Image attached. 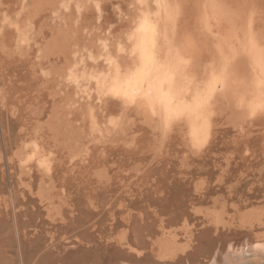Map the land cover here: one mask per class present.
<instances>
[{
  "label": "bare ground",
  "instance_id": "obj_1",
  "mask_svg": "<svg viewBox=\"0 0 264 264\" xmlns=\"http://www.w3.org/2000/svg\"><path fill=\"white\" fill-rule=\"evenodd\" d=\"M77 4L80 5L79 8H77ZM158 4L167 6V0H130L129 14L127 13L130 19H128L126 31L120 38L113 41L108 37H97L93 46L70 44L67 50L66 67L60 73H57L52 66L38 67L41 80L46 82L53 78L54 90L59 96L63 92L71 94L72 99L65 106L67 118L73 115V111H83L81 123L77 124L76 121L73 128L67 129L70 142H72L69 150L70 156L67 157L68 163L71 165L72 162L77 161L79 164H87L86 161L88 162L94 149L97 148L100 151L109 145L119 144L127 151H135L139 139L130 136V133L133 126L139 122L151 133L153 139H151V143L157 156H160L167 148L170 149V146L177 145V149H181L180 168H183L189 161L187 159L205 165V167H208L209 164L217 166L220 162L219 158L209 157L210 155L206 154L216 149H213L216 128L220 123H223L221 125L226 127L223 129L229 128L231 133L237 135L235 136L237 140L231 141L232 144L241 147L239 154L236 153L233 156L229 153L230 156L223 159L224 163L222 164V160L220 163L225 168L231 166L232 163L237 164L238 161H246L247 165L250 144L248 142L244 144L242 140L248 138L252 131L258 134L260 151L264 154V105L247 99L250 92L258 91L261 84H264V82L258 83L259 73L254 68L251 56L252 50L264 47V33L257 35L247 25L245 33L235 43H228L211 32L210 25L206 23L203 26L204 31L199 34L201 38L191 39L188 36L185 38L178 31L175 12H169L166 7L160 11L158 17L151 15L157 12ZM90 5L96 23H98L100 15H102L100 14V3L98 0H93ZM26 7L25 1L19 0L18 7L13 14H3L0 17V36L7 29L10 30L13 27L11 34L15 52L25 55L30 52L34 36L33 21L19 19L27 10ZM85 7L86 4L81 0H54V6L49 12V17L55 25L54 29L67 34L66 30L69 27L70 30L72 29L73 35ZM115 11L117 17L120 18L121 11L118 8ZM187 44L192 47L189 49ZM101 84L103 85L102 90H100ZM238 102L239 107L237 106ZM109 108H114V110L111 111ZM162 120L165 127H162ZM190 125L195 128L191 138L189 135ZM37 134L34 131L33 135L28 136L29 138L21 140L20 153L15 160L14 167L23 177L30 179L34 173L40 179L38 182H41L38 191L40 201L44 203L42 199L50 196L49 201L53 202V205L50 202V206L55 212L51 216L57 215L58 217L60 216L59 209L63 206V204L61 206L62 199H59L60 202H58L55 197L53 198L51 189H57L55 186L53 187V174L60 157L58 159V151H54L53 147L47 143L48 141L46 142L47 139L45 140ZM127 137L129 138L126 139ZM246 140L248 141V139ZM139 146H141V142ZM62 151L64 150L62 149ZM102 151L104 150L102 149ZM141 153L140 155H144ZM32 156H35V159H30ZM258 156L260 157V153ZM96 157H98L97 154ZM102 157L98 162L102 161ZM111 157L113 156L109 158L111 159ZM44 158H47L50 169L41 166V161ZM262 161L264 162V160ZM84 164L82 168H85ZM127 164H129V158ZM258 164L255 165H262ZM166 165L167 163L162 166L166 167ZM246 165H244L246 169H249V164L248 167ZM251 165L252 163H250V167ZM96 166L98 165L96 164ZM205 167L204 172H200L201 174L191 172V175L201 178L197 182L194 181L193 185H191L193 182L190 181L193 180V176L188 172L190 176L185 174L184 170L174 172L173 169L172 172L166 169L163 172H150L146 177L149 180L146 181L144 198L137 204L131 205L135 211L137 210L136 214L134 216L128 214L124 230L120 237L112 243L104 245L102 240H97L96 237H92V234L82 231L78 236L79 239H74V236L69 237L58 245L54 249L55 251L42 254L39 258L36 253L33 255L31 251L24 253L23 264H32L36 258L35 264H212V262L214 264H264V236L258 238L252 236L253 239L250 236L252 232H247L243 241L229 245L230 241L227 242L226 239L234 232L232 228L234 224L233 218L230 217L229 220L226 218L229 214L228 210L220 207L208 210L197 209V207L207 204V199L210 196L207 193L208 184H223V182L225 184L234 177L233 174H229L230 172L227 173L229 169L224 167L218 166L214 168L215 171ZM139 168L141 167L139 166ZM200 168L202 169L201 166ZM257 168L256 170L259 169ZM109 169L107 168V170ZM72 170L74 171V169ZM103 170L105 172V168ZM109 171L107 172L109 173ZM104 172H94L93 183L105 185L108 182V174ZM139 172L142 171L139 170L138 175ZM250 172H247L248 175ZM59 173L57 174L60 175ZM73 174L72 178L75 177ZM84 174L87 177V172ZM134 175L136 177V174ZM248 175L246 177H249ZM90 177L91 174L85 179L92 180ZM81 179L84 178L81 176ZM140 183L143 184V182ZM58 187H60V197H62L67 191L63 189V185ZM223 191L225 192L226 189ZM66 196L69 198V195ZM66 200L68 201V199ZM140 203H144V206ZM121 208L124 209L123 205ZM51 209L49 210L52 211ZM190 210H193L195 215L198 214L201 222L205 224V229L197 235H194V231L190 230L191 224L186 217ZM160 215L167 217L166 223L159 218ZM263 216V209H257L250 213V219L247 222L251 226L249 231L253 229L264 231ZM85 217L87 220L88 215L86 214ZM19 218L16 216L15 228L22 229L27 224H20ZM48 219L57 221L53 217ZM75 222L77 223L75 226H77L83 222V219H76ZM45 239L47 240V238Z\"/></svg>",
  "mask_w": 264,
  "mask_h": 264
},
{
  "label": "rangeland",
  "instance_id": "obj_2",
  "mask_svg": "<svg viewBox=\"0 0 264 264\" xmlns=\"http://www.w3.org/2000/svg\"><path fill=\"white\" fill-rule=\"evenodd\" d=\"M18 1L19 0H0V17L3 14H13L18 7ZM24 1L27 10L24 11L19 19L23 21L28 19L34 23V36L30 45V52L27 54L28 56L15 52L11 34L13 27L10 30L7 29L5 33L0 36V264H23L24 253L30 251L32 254L36 253L39 258L42 254L55 251L54 249L69 237L74 236V239H79L78 236L82 231L92 234L93 238L96 237L97 240H102L104 245H108L120 237L121 232L125 228L124 226L126 225L128 214L132 216L136 214L137 210L135 211L131 205L137 204L144 198L146 194V181L149 180V178L147 180L146 177L150 172H163L166 169L172 171L174 169V172L184 170L183 172L185 174L189 173L191 175V172H194L193 174H195V172L198 174L205 170V165L191 162L190 159H187L189 161H186L187 163H185L183 168H180L182 161L181 149H177V145H174V147L170 146V149L167 148L160 156H157L154 153L151 143L153 140L151 133L141 126L139 122L133 126L130 133L131 135L129 134L130 136H135L137 140L141 139L140 141L138 140V147L137 149L135 147V151H127L123 147L122 149L119 144L109 145L102 148L104 151H102V149H100V151L97 148L94 149L90 154L88 162L86 161L87 164H79L77 161H74L70 165L67 160L70 156L69 150L71 149L72 142H70L71 140L69 139V132H67V129L69 127L73 128L76 121L77 124L81 123L83 111H73V115L67 118L65 106L70 103L72 99L71 94L63 92L61 96H59L54 90L53 78H50L52 80L49 79V81L46 82L41 80L38 67L52 66L57 73H60L66 67L67 50L70 44L93 46L97 37H108L113 41L120 38L126 31L128 19H130L128 17L130 0H98L101 7L100 14H102L100 15V21L98 23H96L90 5L93 0H81L86 4V7L82 10L80 21L75 27L73 35L71 33L72 29L70 30L69 27H67L68 30H66L67 34H64L62 31L58 32L54 29L55 25L49 17V12L54 6V0ZM117 8L121 11L120 18L116 15L115 9ZM167 8L169 12L176 13L178 31L181 35L185 36V38H187V36L191 39L201 38L199 34L204 31L203 26L206 23L210 25L211 32L218 35V37L220 36L219 38L228 43H235L245 33L247 25H249L250 30L257 35L264 33V0H167ZM187 47L190 49L192 46L187 44ZM109 109H111V111L114 110V108ZM221 124L223 123H220L216 128L217 133L213 141L215 142L213 143V149H216L210 151L209 154L206 155H210L209 157H218L220 162L222 160L223 164V159L225 157L228 158L230 154L233 156H235L236 153L239 154V148L241 146L238 147V145L232 144L233 141L237 140L235 137L237 135L233 134V132L231 133L228 130L229 128L223 129L226 127ZM34 131L38 133V136L43 137L45 140L47 139L46 142L48 141L47 143L53 147L54 151H58L57 157L61 159L57 160L58 163L55 173L61 172L62 174H53V179L55 181H53L55 184H53V187L55 186L57 189H51L53 198L55 197L58 202H60L59 199H62L61 206L62 204L63 206L59 209L60 216L58 217L57 215L51 216V214L54 215L53 213L55 212L50 206V202L51 204L53 203L49 201L50 196H46L42 199L44 203L40 201V195L38 194L41 185V182L38 183L40 179H38L34 173H32L30 179L25 176L23 177L17 171L16 167H14L15 160L20 153L19 145L22 143L21 140H25L28 136L30 137L33 135ZM221 133H223V135H221ZM255 133L254 131L249 133V137L246 138L248 141L246 139L242 140L244 144L247 142L250 144V155L248 156V160L249 162L252 160L250 163H252V165L254 164L253 166L251 165L254 171L250 167L249 162L247 163V165L249 164V169H246L244 166L246 165V161H238L237 164L232 163L228 168L222 166L220 162H218L217 166L216 164L215 166L214 164H209L208 167L206 166L208 169L212 168L213 171H215L216 169L214 168L218 166L224 167L227 170L229 169L227 173L230 172L229 174H233L234 176L231 178L232 180L227 181L225 184L224 182L223 184H208L207 188H209V190L207 189V193L210 194V196L207 199V204H209H203L197 207L198 210L215 209L218 207L228 210L229 214L226 218H228V220L233 218L234 224V226H232L234 232L228 235V239H226L227 242L230 241L229 245L238 244L243 241L242 239H245V233L247 232H252V235H250L251 238L264 236L263 230L260 232V230L250 229L251 231H249V227L251 226L247 224L251 212L257 209H263L264 213V181H262L264 180V175H262L264 174V162L262 161L264 160V154L260 151L258 134ZM149 135L150 137H148ZM225 135L228 136L226 137ZM149 140L150 142H148ZM140 142L141 146H139ZM146 143L149 144L147 145ZM60 146L61 148H59ZM145 146H147V148H144ZM62 149L64 151H62ZM226 150L228 151L226 152ZM140 152L145 156L140 155ZM258 152L260 153L261 159L259 156L257 157V155H259ZM106 153L109 155L107 154L105 157L104 154ZM210 153L213 154L211 155ZM96 154L98 157H96ZM217 154L222 157H219ZM107 156L113 157L110 159ZM101 157L102 161L98 162L101 160ZM128 158L129 164H127ZM132 159L135 160L133 161ZM150 161L152 162L150 163ZM165 162L167 163V168L164 167L166 164ZM172 162L173 166L171 165ZM256 162H260L263 166ZM88 163L90 166L93 163L91 168H88L90 167ZM83 164L86 165L85 168H82L84 167ZM96 164L98 166H96ZM175 165L178 166L176 167ZM59 166L60 169H58ZM139 166L141 168H139ZM209 166L211 167L209 168ZM103 167L105 168V172L110 170L109 173L107 172L108 182L105 185H96L93 183L94 179L92 175L94 172H104ZM236 167L239 169L237 170ZM240 167L242 171H240ZM256 167H260V170L258 168V170H256ZM93 168H96V171ZM107 168L110 169L107 170ZM159 168L160 170H158ZM250 168L252 172H250ZM64 169L68 172L66 173ZM72 169H74V171ZM78 169L82 172L80 170L78 171ZM138 169L142 171L139 172L140 174L142 173L141 177L140 174L138 175ZM83 170L87 172V177L91 174L90 178H92V180L89 178L86 180L87 177L84 176L85 172ZM135 171L137 172L135 173ZM248 171L250 172L249 175L247 173ZM68 173H71L70 176ZM72 174L78 180L75 177L72 178ZM134 174H136V177ZM246 175L249 177H246ZM81 176L84 179H81ZM133 176L136 178V181ZM139 177H144L145 179L143 178L141 180ZM252 178H254V181H252ZM199 179L201 178L195 177L194 175L193 180H190L193 182L191 185ZM79 180L80 182L78 183ZM76 181L77 183H75ZM137 181L138 183H136ZM140 182H143L144 185ZM81 183L83 186H81ZM58 184L63 185V189L71 194H67L66 192L63 195L64 197H60V187H58ZM139 184L142 185L140 186ZM67 187L68 189H66ZM219 188L220 192L218 190ZM225 189L226 191L224 192L223 190ZM66 195H69V198H67ZM97 195L101 196L98 197ZM95 196H97V198H95ZM66 199H68V201ZM65 202H67V204H65ZM214 203H216V206H214ZM122 205L124 209L121 208ZM140 205L144 206V203H140ZM86 214L88 215L87 220L85 217ZM16 216L21 218H19L20 224H27L24 228H15ZM49 217H53L57 221H50L48 219ZM186 217L191 224L190 230L194 231V235L199 234V232L205 229V224L201 222L198 214H194L193 210H190ZM80 218L83 219V222L75 226L77 224L75 222L76 219L78 220ZM159 218L165 222L167 217L160 215ZM262 219L264 222V216ZM45 238H47V240ZM31 241L33 242L31 243ZM112 252L110 253L112 254ZM36 261L37 258L32 264H35Z\"/></svg>",
  "mask_w": 264,
  "mask_h": 264
},
{
  "label": "clouds",
  "instance_id": "obj_3",
  "mask_svg": "<svg viewBox=\"0 0 264 264\" xmlns=\"http://www.w3.org/2000/svg\"><path fill=\"white\" fill-rule=\"evenodd\" d=\"M167 6L164 4L157 5V12L152 13L151 15L158 17L160 15V11L165 9ZM251 56L253 59L254 68L258 70L259 77L258 83L264 82V47L256 48L251 51ZM247 99L253 101L254 103L264 105V84H261V87L258 91L250 92L247 96ZM239 107V102L237 104ZM164 121L162 120V127H165ZM195 131L194 126L190 125L189 135L190 138L193 136Z\"/></svg>",
  "mask_w": 264,
  "mask_h": 264
},
{
  "label": "snow or ice",
  "instance_id": "obj_4",
  "mask_svg": "<svg viewBox=\"0 0 264 264\" xmlns=\"http://www.w3.org/2000/svg\"><path fill=\"white\" fill-rule=\"evenodd\" d=\"M63 7V6H62ZM80 7V5L79 4H77V8H79ZM98 84H99V81H98ZM103 89V85L101 84L100 85V90H102ZM29 147H32V145H29ZM30 159H35V156H32V157H30ZM41 166L42 167H48L49 169H50V165L48 164V161H47V158H44L42 161H41ZM259 247V246H258ZM212 264H214V262H212Z\"/></svg>",
  "mask_w": 264,
  "mask_h": 264
}]
</instances>
